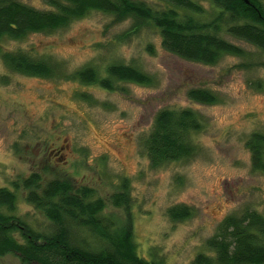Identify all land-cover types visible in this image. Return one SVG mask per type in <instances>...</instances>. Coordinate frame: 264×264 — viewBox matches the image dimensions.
Returning a JSON list of instances; mask_svg holds the SVG:
<instances>
[{
    "label": "rangeland",
    "instance_id": "374dc122",
    "mask_svg": "<svg viewBox=\"0 0 264 264\" xmlns=\"http://www.w3.org/2000/svg\"><path fill=\"white\" fill-rule=\"evenodd\" d=\"M48 8L45 0H23ZM156 4L155 0H145ZM212 18L209 0H197ZM264 2V0H263ZM133 19L92 11L68 27L31 33L7 49L28 50L63 64L69 73L113 63L139 67L151 85L116 82L115 90L78 79L36 77L11 71L0 57V187H12L32 173L87 184L109 198L128 182L134 239L139 254L164 264H190L210 253L207 241L229 214L255 209L264 214V173L254 169L247 140L264 133V50L226 36L246 51L214 65L185 60L167 51L153 25L133 30ZM203 87L218 101L201 104L187 91ZM88 93L92 101L78 95ZM191 107L202 117L194 135L197 151L188 159L153 166L144 141L163 108ZM17 213L36 226L48 219L19 193ZM186 205L190 217L174 220L169 209ZM107 213H127L109 205ZM0 264H21L17 254Z\"/></svg>",
    "mask_w": 264,
    "mask_h": 264
},
{
    "label": "trees",
    "instance_id": "16d2710c",
    "mask_svg": "<svg viewBox=\"0 0 264 264\" xmlns=\"http://www.w3.org/2000/svg\"><path fill=\"white\" fill-rule=\"evenodd\" d=\"M45 0L38 8L23 0H0V57L14 72L36 77L78 79L115 90L116 82L151 85L152 76L137 66L113 63L99 71L88 65L72 73L49 57L28 50H10L5 38L20 40L31 33H51L68 27L92 11L111 14L116 21L133 19L132 29L153 25L163 47L192 62L214 65L225 55L244 57L246 51L226 36L264 50L263 0H209L214 12L197 0ZM188 97L214 104L210 89L192 87ZM92 101L88 93L78 95ZM203 128L202 117L191 107L163 108L156 114L144 147L153 166L191 158L196 154L194 135ZM254 169L264 173V133L254 132L246 142ZM49 220L42 227L17 213L20 191ZM109 205L126 211V218L107 213ZM128 182L109 198L87 184L54 178L44 182L32 173L12 187H0V256L17 254L21 264H164L142 257L134 239ZM191 209H169L174 220L190 217ZM210 253L200 252L190 264H264V214L255 209L227 215L207 241Z\"/></svg>",
    "mask_w": 264,
    "mask_h": 264
}]
</instances>
